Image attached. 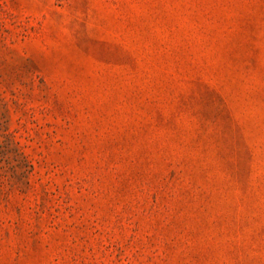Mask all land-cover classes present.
I'll use <instances>...</instances> for the list:
<instances>
[{
	"label": "rangeland",
	"instance_id": "rangeland-1",
	"mask_svg": "<svg viewBox=\"0 0 264 264\" xmlns=\"http://www.w3.org/2000/svg\"><path fill=\"white\" fill-rule=\"evenodd\" d=\"M0 264H264V0H0Z\"/></svg>",
	"mask_w": 264,
	"mask_h": 264
}]
</instances>
